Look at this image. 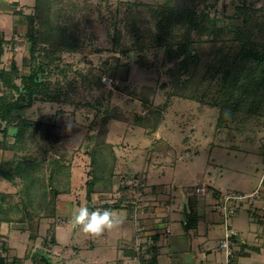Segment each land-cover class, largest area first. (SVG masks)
Wrapping results in <instances>:
<instances>
[{"label": "trees", "instance_id": "trees-1", "mask_svg": "<svg viewBox=\"0 0 264 264\" xmlns=\"http://www.w3.org/2000/svg\"><path fill=\"white\" fill-rule=\"evenodd\" d=\"M161 1L157 6L136 1L121 3L118 11H123V18L112 24L115 46L120 47L123 36L130 37L132 43L122 51L138 55L139 65L148 63L149 53L165 50L164 63H174L176 67L170 72V96L217 109L219 123L225 122L230 133L251 130L254 122L264 124V16L259 15L262 9H253L260 1L249 4L247 0L240 6L243 25L236 32L219 28L217 20L209 15L207 7L201 8L198 0ZM89 8L80 7L74 0H35V15L20 13L27 27L30 72H21L16 62L10 70H0V149L13 154V159L1 160L0 177L15 188L14 192L0 193V224H26L33 241L39 236L42 222L56 218L59 199L71 194L73 166L65 156L50 157L63 137L57 124L60 113L53 117L54 122L51 118L20 120L17 113L30 110L38 102L73 104L63 99L69 93L65 86L50 79L56 72L64 79L73 73L72 66L60 64L61 56L83 47L78 35L86 32L79 24L71 27V22ZM82 17L90 23L86 13ZM3 45L0 39V57ZM78 75L86 84L91 83L83 73ZM92 81L93 87L102 89L100 77L94 76ZM84 107L99 118V131L85 150L90 159L85 184L87 206L94 210V195L110 194L115 185L118 157L107 139L110 123L125 118L110 101ZM134 117L135 125L141 127L142 117ZM197 219L193 211L187 228L196 226ZM50 229L46 245L56 242L54 226ZM41 261L50 264L45 255ZM0 264H8L2 253Z\"/></svg>", "mask_w": 264, "mask_h": 264}, {"label": "rangeland", "instance_id": "rangeland-1", "mask_svg": "<svg viewBox=\"0 0 264 264\" xmlns=\"http://www.w3.org/2000/svg\"><path fill=\"white\" fill-rule=\"evenodd\" d=\"M74 1L82 8L90 6L89 10L85 11L90 23H85L82 17L85 13L75 15L71 22V27L72 24H79L80 29L85 30L86 33L80 34L81 37L78 35L84 45L77 52H65L61 56L60 64L72 66L73 73L64 79L60 72H56L50 79L52 83L59 81L65 86L69 93L63 99L73 104L38 102L30 110L17 113L20 120L29 119L34 122L49 118L54 122L53 117L60 113L57 124L63 137L57 148L50 152V157L65 156L67 161L72 163L73 177L71 194L61 197L57 208L62 202L64 204L59 205L61 210L70 209L73 203L74 211L88 204L85 184L90 170V159L85 150L91 138L93 139L99 131V118L96 112L84 106H94L101 100H104V104L110 101L111 106L119 108V115L122 114L125 118L124 121L114 120L110 123L107 137L118 156L114 190L108 196V201L112 200L115 205L121 199L128 198L130 201L135 195H139V199L147 198V194L151 192L147 188L145 177L151 183L159 180L161 171L167 173L166 183H170L169 177L173 174L177 183L181 182L186 189L202 175L201 178L209 189L208 197L223 191L244 196L253 195L257 190L264 193V124L254 122L251 130L230 133L226 130L225 122L219 123L217 109L170 96V72L176 67L174 63H164L165 50L157 49L149 53L146 61L148 63L139 65L138 55L124 54L122 51L132 43L130 37L123 36L120 47L115 46L112 24L123 18V11H118L121 3L136 1L157 6L162 1ZM244 1L247 0H198L201 8L207 7L209 15L217 20L218 27L229 32L242 30L243 19L239 17L238 10ZM254 1L248 0L247 3L253 4ZM259 1L257 5L254 2L253 9H262L259 15L264 16V0ZM140 10L145 11L144 8ZM35 12V0H0V39L5 43L0 57V70H10L12 63L16 62L21 72H30V45L25 37L27 27L20 13L35 15ZM212 38L214 37L210 39ZM78 73L86 75L91 79V83L83 82ZM117 74L119 77H115ZM94 76L101 78L102 89L93 87ZM164 85L168 86L165 88ZM104 92H112L113 95L109 97ZM136 115L142 117L141 127L135 125ZM157 129L164 132L163 140L156 132ZM2 139L3 136H0V140ZM9 141L13 143L14 138ZM157 173L159 175L156 177ZM189 188L192 190L193 187ZM14 191V186L0 177V193ZM104 194L107 193L98 197L101 199L100 203L107 201ZM63 198H66L65 201ZM257 198L243 202L239 207L251 205ZM143 201L145 203L148 200L143 199L141 203ZM54 219L47 220L46 224L52 228L50 230L55 226ZM57 225L65 228L63 232L66 233L67 230L69 239L66 236L67 240L62 239L64 242L68 241L67 244L73 246L75 242L78 244L77 241L82 244L85 241L84 233L74 229L70 223L68 225L67 222L58 220ZM25 236H22V239L25 240ZM14 241L18 257L15 264H30L22 261L20 257L21 253L25 255L28 252V245ZM117 242L115 241V244ZM99 243L101 241L97 240L96 245ZM84 244H87V241ZM46 246H49V243ZM28 253L31 255V252ZM35 257H39V254Z\"/></svg>", "mask_w": 264, "mask_h": 264}, {"label": "crops", "instance_id": "crops-1", "mask_svg": "<svg viewBox=\"0 0 264 264\" xmlns=\"http://www.w3.org/2000/svg\"><path fill=\"white\" fill-rule=\"evenodd\" d=\"M156 132L163 140L164 132L158 129ZM11 159L12 153H5L0 149V162ZM158 175L159 173L155 176ZM166 175L167 173L161 171L159 180L150 181L151 183L145 177L147 188L151 192L147 194V198H143L148 200L145 203H141L143 199L135 195L130 201L128 198L121 199L116 204L119 207H115L112 200L108 201L110 194H104L107 200L104 203H100L101 199H98L101 194H95L93 205L96 208L104 209V206L110 205L109 209H114L125 217V222L119 228L105 232L98 238L84 234L87 244H84L85 241L83 244L77 241L78 244L75 242L72 246L67 244L68 241H62L65 236L69 238L67 230L65 233V228L57 225L58 220L69 225L75 208L73 203L70 209L61 210L59 205H63L62 202L58 205L57 216L53 222L55 244H49V247L44 243L50 227L46 224L47 220L42 222L35 241L30 239L26 224L3 223L0 224V253L6 257L8 264H15L18 257L14 240H18L21 244L28 245L31 255L28 252L25 255L21 253L20 257L22 261L30 264H44L41 261L44 254L49 257L50 264H223L226 255L220 249V244L227 233L233 232L236 234L232 246L235 254L234 264H264V193H260L255 203L239 207L233 220L231 219L232 224L225 226L221 217L216 214L214 205L222 193L228 191L208 197L207 188L206 195H197L193 188L197 180L204 182L202 175L187 186L188 189L181 182L177 183L173 174L169 177L170 183H166ZM189 187H193V191ZM65 199L63 198L64 201ZM96 201L99 203L95 204ZM193 211L198 221L196 226L188 229L190 214ZM24 235L25 240L22 239ZM74 238L75 236L72 237ZM97 240L101 241L99 245H96ZM115 241H118L117 244ZM38 254L39 257H35ZM93 256L96 258H92Z\"/></svg>", "mask_w": 264, "mask_h": 264}, {"label": "clouds", "instance_id": "clouds-1", "mask_svg": "<svg viewBox=\"0 0 264 264\" xmlns=\"http://www.w3.org/2000/svg\"><path fill=\"white\" fill-rule=\"evenodd\" d=\"M125 222V217L119 215L114 209L96 208L88 206L77 208L70 218L69 223L74 229H79L84 234L92 237H101L105 232L119 228Z\"/></svg>", "mask_w": 264, "mask_h": 264}, {"label": "built area", "instance_id": "built-area-1", "mask_svg": "<svg viewBox=\"0 0 264 264\" xmlns=\"http://www.w3.org/2000/svg\"><path fill=\"white\" fill-rule=\"evenodd\" d=\"M208 192L207 187L201 180L195 184V193L197 195H206ZM260 195V191L257 190L253 195H240L236 193L225 192L220 196L219 201L214 205L216 214L221 217V220L225 226L229 225L231 219L236 215L239 205L248 200L255 199ZM264 210V207H263ZM170 233V230L167 232ZM236 237L235 233H227L224 240L220 244V249L224 251L226 257L223 264H234L235 254L232 250L233 239Z\"/></svg>", "mask_w": 264, "mask_h": 264}]
</instances>
